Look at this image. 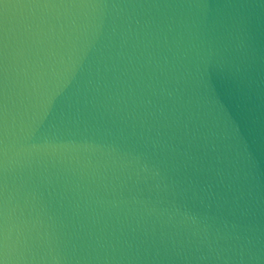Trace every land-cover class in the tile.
I'll return each mask as SVG.
<instances>
[{
	"label": "water",
	"instance_id": "obj_1",
	"mask_svg": "<svg viewBox=\"0 0 264 264\" xmlns=\"http://www.w3.org/2000/svg\"><path fill=\"white\" fill-rule=\"evenodd\" d=\"M0 264H264V0H0Z\"/></svg>",
	"mask_w": 264,
	"mask_h": 264
}]
</instances>
